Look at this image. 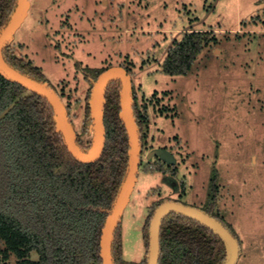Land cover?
I'll return each mask as SVG.
<instances>
[{
	"label": "rangeland",
	"instance_id": "374dc122",
	"mask_svg": "<svg viewBox=\"0 0 264 264\" xmlns=\"http://www.w3.org/2000/svg\"><path fill=\"white\" fill-rule=\"evenodd\" d=\"M26 1L6 44L44 74L81 149L94 139L92 118L82 131L91 87L84 69H123L138 106L147 105L141 163L119 219L124 264L147 257L143 226L166 201L230 228L236 264H264V0ZM192 30H210L209 44L185 75H165L163 59ZM153 148L175 163L147 160ZM0 264L17 259L0 251Z\"/></svg>",
	"mask_w": 264,
	"mask_h": 264
},
{
	"label": "trees",
	"instance_id": "16d2710c",
	"mask_svg": "<svg viewBox=\"0 0 264 264\" xmlns=\"http://www.w3.org/2000/svg\"><path fill=\"white\" fill-rule=\"evenodd\" d=\"M16 8L17 0H0V32ZM211 33L210 30L185 32L169 49L161 63V72L169 76L185 75L209 44ZM3 56L15 70L56 94L44 74L17 57L6 43ZM108 69H84L91 87L86 95L82 131L92 118L89 101L94 86ZM118 83L114 80L104 90V138L99 157L83 163L68 151L50 103L0 70V246H3L0 251L4 261L14 256L17 264H102L104 226L129 164V137L121 116ZM131 98L140 164L148 125L147 105L138 106L132 86ZM75 140L82 148L80 140ZM160 169V166H146L144 171ZM171 173L175 175V171ZM160 204L153 205L143 226L147 249L149 222ZM159 241L158 264H223L227 259L224 242L206 226L183 215L168 213L163 218ZM33 253L36 260L31 259ZM112 260L113 264H124L119 222L113 235ZM141 264H147V258Z\"/></svg>",
	"mask_w": 264,
	"mask_h": 264
},
{
	"label": "water",
	"instance_id": "95a60500",
	"mask_svg": "<svg viewBox=\"0 0 264 264\" xmlns=\"http://www.w3.org/2000/svg\"><path fill=\"white\" fill-rule=\"evenodd\" d=\"M27 12V1L17 0L16 12L7 25L0 32V70L14 81L22 84L29 90L44 97L52 106L57 129L62 135L64 143L72 156L83 163L95 161L101 152L103 145L102 125V98L106 86L114 81L120 82V97L122 113L125 118V126L129 137V164L125 179L120 187L111 213L108 216L102 235L101 258L102 264H113L112 241L116 226L119 222L121 212L126 204L131 191L140 158V144L136 128L131 98V81L129 75L121 68H111L105 71L97 80L92 93V119L94 125V139L90 148L86 151L76 143L70 122L66 119L65 112L60 99L47 86L18 72L11 67L3 56V46L10 35L18 28ZM158 158L165 164H174L173 155L166 149L153 148L147 155V160ZM168 213H175L188 217L206 226L213 231L225 244L227 259L223 264H236L239 256V243L230 231L217 219L211 217L200 209L188 207L181 203L166 201L156 207L149 222V246L147 250V264H158L160 255V228L163 218Z\"/></svg>",
	"mask_w": 264,
	"mask_h": 264
}]
</instances>
